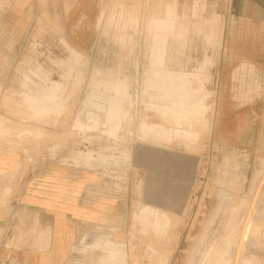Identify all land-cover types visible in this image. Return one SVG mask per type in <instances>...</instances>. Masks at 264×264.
Masks as SVG:
<instances>
[{"label":"rangeland","instance_id":"obj_1","mask_svg":"<svg viewBox=\"0 0 264 264\" xmlns=\"http://www.w3.org/2000/svg\"><path fill=\"white\" fill-rule=\"evenodd\" d=\"M224 6L13 10L22 34L0 39V248H29L41 222L40 264H264V151L214 134Z\"/></svg>","mask_w":264,"mask_h":264},{"label":"crops","instance_id":"obj_2","mask_svg":"<svg viewBox=\"0 0 264 264\" xmlns=\"http://www.w3.org/2000/svg\"><path fill=\"white\" fill-rule=\"evenodd\" d=\"M24 1L26 0H0V39L6 35L22 34L17 31L16 23L13 22L16 17L12 12L13 10L15 12V8ZM178 1L186 4L190 0ZM224 2L225 6L221 10L223 17L221 89L218 93L214 134L225 145L264 151V109L259 106L262 100L260 95L264 93V0H220V3ZM155 22H159V19ZM179 27L182 31L186 30L180 23ZM235 76L239 79H235ZM236 82L239 87L238 95L233 88ZM235 99L242 100L240 101L242 103L235 105L237 104ZM4 165V158L0 156V171ZM19 177L20 175L15 176L14 183ZM5 178L4 172L1 171L0 186ZM18 202L20 203L17 204L28 207L34 213L50 210L48 202L29 201L30 203L24 204L19 200ZM41 217L39 215L38 219L43 222ZM46 225L40 222L41 229L37 237L30 241L29 248L8 246L0 248L2 261H15L20 264L43 263L39 254L48 250L51 241L48 239V244L43 245L40 244L38 237Z\"/></svg>","mask_w":264,"mask_h":264},{"label":"bare ground","instance_id":"obj_3","mask_svg":"<svg viewBox=\"0 0 264 264\" xmlns=\"http://www.w3.org/2000/svg\"><path fill=\"white\" fill-rule=\"evenodd\" d=\"M241 69V68H240ZM1 120V119H0ZM1 124V123H0ZM248 217V216H247ZM249 221V220H248ZM251 224V223H250Z\"/></svg>","mask_w":264,"mask_h":264}]
</instances>
